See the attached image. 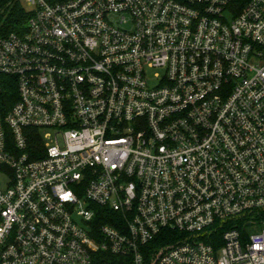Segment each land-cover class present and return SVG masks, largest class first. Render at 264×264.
<instances>
[{
  "label": "built area",
  "instance_id": "1",
  "mask_svg": "<svg viewBox=\"0 0 264 264\" xmlns=\"http://www.w3.org/2000/svg\"><path fill=\"white\" fill-rule=\"evenodd\" d=\"M14 3L0 264H264V0Z\"/></svg>",
  "mask_w": 264,
  "mask_h": 264
},
{
  "label": "trees",
  "instance_id": "2",
  "mask_svg": "<svg viewBox=\"0 0 264 264\" xmlns=\"http://www.w3.org/2000/svg\"><path fill=\"white\" fill-rule=\"evenodd\" d=\"M11 4L10 6H8ZM3 8L8 16L6 19H3V16L0 17V25H3L6 31H9L11 27L15 24V16L22 15L25 13V9L21 3L12 4V0H0V9ZM169 233V232H168ZM166 233L159 240L155 241L151 245H149L145 250V259H151L152 253H154L155 249L167 244L171 239H168ZM172 239H176L177 234H174ZM94 264H133L129 258L116 257L108 253H100L96 256V261Z\"/></svg>",
  "mask_w": 264,
  "mask_h": 264
},
{
  "label": "rangeland",
  "instance_id": "3",
  "mask_svg": "<svg viewBox=\"0 0 264 264\" xmlns=\"http://www.w3.org/2000/svg\"><path fill=\"white\" fill-rule=\"evenodd\" d=\"M23 2H25V0H22Z\"/></svg>",
  "mask_w": 264,
  "mask_h": 264
}]
</instances>
